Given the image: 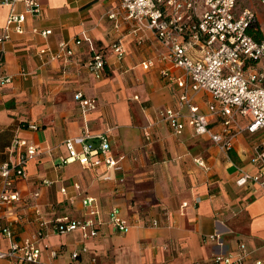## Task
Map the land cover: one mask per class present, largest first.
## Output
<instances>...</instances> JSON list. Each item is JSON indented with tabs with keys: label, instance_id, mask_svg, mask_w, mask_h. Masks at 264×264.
Returning <instances> with one entry per match:
<instances>
[{
	"label": "crops",
	"instance_id": "0c3cea01",
	"mask_svg": "<svg viewBox=\"0 0 264 264\" xmlns=\"http://www.w3.org/2000/svg\"><path fill=\"white\" fill-rule=\"evenodd\" d=\"M36 1L39 13L24 16L21 33L9 31L0 57V77L10 78L0 81V165L16 161L19 149L10 148L13 139L36 149L23 166L25 175L13 178L18 201L0 214L10 233L0 239V249L39 232L33 243L40 264H202L215 249L213 232L229 251L238 243L252 249L264 241L263 192L250 181L234 182L240 171H257L253 152L260 134H238L226 153L186 125L174 134L160 113L176 108L183 74L149 29L133 19L120 20L113 29L105 13L118 0ZM23 9L24 0L0 4V32L8 13ZM258 9L264 8H257L262 22L264 12ZM32 29L49 33L42 37ZM75 37L81 43L67 62L48 60L59 41L70 44ZM114 42L122 48L119 58L110 50ZM39 48L48 52L38 55ZM96 53L104 59L98 75L83 66ZM187 55L199 58L200 46ZM145 60L152 66L143 69ZM75 91L92 99L94 108L82 112L72 98ZM207 100L202 93L192 96L203 113ZM206 119L217 127L214 117ZM98 135L119 157L118 170L62 161L66 139L82 137L94 146ZM104 175L110 180H102ZM85 198L91 199L93 214L81 204ZM111 208L126 231L108 222ZM58 218L90 220L95 235L82 237L79 228L50 231ZM72 252H77L73 259ZM0 264L13 261L4 258Z\"/></svg>",
	"mask_w": 264,
	"mask_h": 264
},
{
	"label": "built area",
	"instance_id": "2783aa9c",
	"mask_svg": "<svg viewBox=\"0 0 264 264\" xmlns=\"http://www.w3.org/2000/svg\"><path fill=\"white\" fill-rule=\"evenodd\" d=\"M14 3L15 0H0V4L5 6ZM258 7L264 8V0H118L115 7L106 11L105 17L112 22L113 29H117L118 22L124 19H133L149 29L165 48L171 65L182 72L176 108H165L160 113L161 119L171 124L174 134L186 125L194 134L207 136L222 153L230 150L232 139L238 134H260V141L253 152L257 171L253 174L240 171L234 182L241 186L250 181L264 194V21L257 20ZM39 11L36 0H24L21 13H8L0 32V57L9 31L21 33L24 16L36 15ZM255 26L258 33L257 29L252 30L257 33L256 39L249 34V29ZM32 31L37 32L36 29ZM37 33L44 37L49 30ZM80 43L79 37L73 38L70 44L59 41L56 49L48 53V60L67 62L74 54L73 47ZM198 46L201 48L200 57L190 59L187 52ZM110 50L116 58L121 57L122 48L117 42L111 44ZM46 52V48L36 51L38 55ZM103 65L104 59L98 53L92 54L83 64L87 71L95 75L99 74ZM140 65L146 69L152 66V61L145 60ZM160 73L166 74L164 70ZM9 80V76L0 77L1 82ZM199 93L208 98L204 113L198 111L192 101V96ZM72 98L82 112L94 108L93 100L79 91H75ZM207 115L214 117L217 127L211 128ZM238 118L244 120L242 125ZM27 127L36 128L33 124ZM143 134L146 135L145 131ZM97 139L94 146L87 145L82 137L66 139L67 155L62 161H76L89 169L102 166L105 170H118L119 157L110 153L107 138L98 135ZM10 148L19 150L14 163L0 165V214L18 201L19 196L12 189L13 178L25 175V162L36 154L35 147L25 140L13 139ZM194 161L203 166L201 160ZM102 180L108 181L110 176L104 175ZM43 183L49 182L44 180ZM36 195L33 193V196ZM81 204L89 214L95 212L90 198L82 199ZM117 213L111 208L107 213L108 222L114 229L124 232L127 226ZM39 226L43 227V222ZM74 228L82 230V237L95 235L90 220L58 218L53 221L50 231L62 233ZM39 236L40 233L36 232L20 242L10 240L5 249H0V259H10L13 264H40V252L33 243V238ZM3 237L9 238L10 233L1 225L0 218V239ZM211 238L215 249L202 264H264V241L252 249L238 243L229 251L218 233L213 232ZM81 250L85 249L82 247ZM76 256L77 252L71 253L72 259Z\"/></svg>",
	"mask_w": 264,
	"mask_h": 264
},
{
	"label": "trees",
	"instance_id": "16d2710c",
	"mask_svg": "<svg viewBox=\"0 0 264 264\" xmlns=\"http://www.w3.org/2000/svg\"><path fill=\"white\" fill-rule=\"evenodd\" d=\"M253 28L257 29V33H258V28H257V26H255V27H251V29H249V34L256 39L257 38V33L254 30H252Z\"/></svg>",
	"mask_w": 264,
	"mask_h": 264
},
{
	"label": "rangeland",
	"instance_id": "374dc122",
	"mask_svg": "<svg viewBox=\"0 0 264 264\" xmlns=\"http://www.w3.org/2000/svg\"><path fill=\"white\" fill-rule=\"evenodd\" d=\"M258 12H261V13H263L264 11H263L262 9H258ZM261 13H260V14H261Z\"/></svg>",
	"mask_w": 264,
	"mask_h": 264
}]
</instances>
